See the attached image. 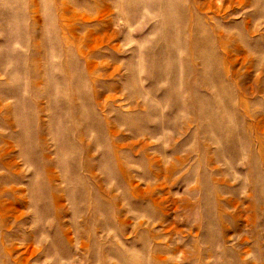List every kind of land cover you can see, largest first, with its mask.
I'll return each mask as SVG.
<instances>
[{
	"label": "rangeland",
	"instance_id": "374dc122",
	"mask_svg": "<svg viewBox=\"0 0 264 264\" xmlns=\"http://www.w3.org/2000/svg\"><path fill=\"white\" fill-rule=\"evenodd\" d=\"M0 264H264V0H0Z\"/></svg>",
	"mask_w": 264,
	"mask_h": 264
}]
</instances>
